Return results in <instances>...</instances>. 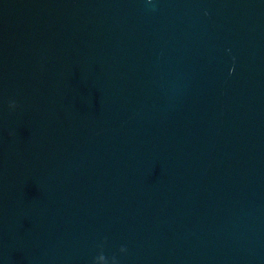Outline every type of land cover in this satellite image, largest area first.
<instances>
[{
    "label": "water",
    "instance_id": "water-1",
    "mask_svg": "<svg viewBox=\"0 0 264 264\" xmlns=\"http://www.w3.org/2000/svg\"><path fill=\"white\" fill-rule=\"evenodd\" d=\"M99 252L264 264V0H0V264Z\"/></svg>",
    "mask_w": 264,
    "mask_h": 264
},
{
    "label": "clouds",
    "instance_id": "clouds-1",
    "mask_svg": "<svg viewBox=\"0 0 264 264\" xmlns=\"http://www.w3.org/2000/svg\"><path fill=\"white\" fill-rule=\"evenodd\" d=\"M15 105L14 100L8 101L9 109L13 108ZM123 245L120 246L119 251H123ZM92 264H115V258L113 257L111 260H106L105 256L102 252H99L97 255L93 257Z\"/></svg>",
    "mask_w": 264,
    "mask_h": 264
}]
</instances>
